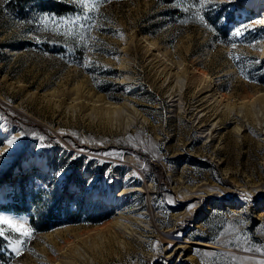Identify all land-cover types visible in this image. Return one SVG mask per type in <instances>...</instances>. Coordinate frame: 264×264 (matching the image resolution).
Listing matches in <instances>:
<instances>
[{
    "label": "rangeland",
    "instance_id": "rangeland-1",
    "mask_svg": "<svg viewBox=\"0 0 264 264\" xmlns=\"http://www.w3.org/2000/svg\"><path fill=\"white\" fill-rule=\"evenodd\" d=\"M6 4L0 214L30 226L40 188L57 210L19 255L8 241L9 264H264V0H199L183 24L159 0H110L88 69Z\"/></svg>",
    "mask_w": 264,
    "mask_h": 264
},
{
    "label": "trees",
    "instance_id": "trees-1",
    "mask_svg": "<svg viewBox=\"0 0 264 264\" xmlns=\"http://www.w3.org/2000/svg\"><path fill=\"white\" fill-rule=\"evenodd\" d=\"M159 1L170 7L172 6V14L178 16L179 22L181 20H186V23L195 22L191 18L193 14L192 8L199 6V0H180V2L178 0ZM6 5L16 18L21 21L27 31L37 37L39 45L44 50L55 53L63 59L74 63L84 59L86 50H78L77 36L71 34V25L66 27L64 23H59L53 26L49 22L47 27H45V22L41 19L45 14L54 15L58 19L83 16L87 12V9L78 0H8ZM94 10L89 13L93 21L95 20ZM87 37L84 43L88 45L90 32L87 33ZM24 171L21 167L17 169L16 173L22 176L24 175ZM12 174L13 172L8 176L11 178ZM50 199L51 197L47 195V192L40 188L32 200L33 207L30 210L28 209L30 212L29 222L35 232L48 228L52 220L57 216L56 207L50 205ZM13 202L17 203L18 199H14ZM13 258L14 254L8 249V239L0 237V264H9Z\"/></svg>",
    "mask_w": 264,
    "mask_h": 264
},
{
    "label": "snow or ice",
    "instance_id": "snow-or-ice-1",
    "mask_svg": "<svg viewBox=\"0 0 264 264\" xmlns=\"http://www.w3.org/2000/svg\"><path fill=\"white\" fill-rule=\"evenodd\" d=\"M7 2V0H5ZM79 3L83 4L87 9V12L83 16H74L70 19L66 18H57L54 15L45 14L42 16V21L45 22V27L50 22L55 26L59 23H64L67 27L68 25L72 26L71 34L77 36V48L78 50H88V45L84 41L88 38L87 33L90 32L95 26L92 16L89 14L93 9L97 8L99 5L108 3L110 0H78ZM180 2V0H178ZM204 5L202 4V7ZM181 23H186V20H181ZM200 22L204 24L205 27H213L207 24L203 17H200ZM102 27V26H101ZM248 25H242L239 28L235 29L228 38L229 42H232V46L236 47V41H241L245 32L249 31ZM67 34V33H66ZM251 43V42H250ZM235 59L239 60V57ZM255 63H260V61H255ZM78 67H84L88 69L91 66V63H84L83 60L77 62ZM24 133H22L23 135ZM15 139H9L6 141L7 148L11 147ZM40 147H45L43 143L40 144ZM5 149V151L7 150ZM112 154V153H109ZM2 155V153H0ZM121 157L123 153L120 154ZM75 159V156L71 157ZM57 175H60V172H57ZM250 199V198H249ZM174 203V201H173ZM191 207V206H190ZM33 229L25 222L8 216L6 214H0V237H7L9 241V246L12 251L17 255L20 254L24 245L31 239L33 234ZM234 231V228L232 229ZM9 233L12 235L9 236ZM240 233H236L237 238L239 239ZM232 243V242H229ZM237 247H241L237 245ZM246 250L251 251V248H246ZM258 251L264 252V249H259ZM232 260L235 261V256H232Z\"/></svg>",
    "mask_w": 264,
    "mask_h": 264
},
{
    "label": "bare ground",
    "instance_id": "bare-ground-1",
    "mask_svg": "<svg viewBox=\"0 0 264 264\" xmlns=\"http://www.w3.org/2000/svg\"><path fill=\"white\" fill-rule=\"evenodd\" d=\"M257 16H258L259 20L261 21V23L264 24V14H259ZM197 243H199V244H205L207 242L198 241Z\"/></svg>",
    "mask_w": 264,
    "mask_h": 264
}]
</instances>
